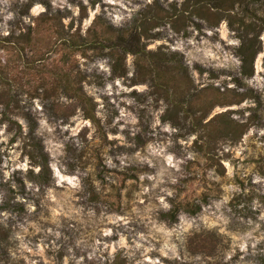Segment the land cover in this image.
<instances>
[{"label": "rangeland", "instance_id": "1", "mask_svg": "<svg viewBox=\"0 0 264 264\" xmlns=\"http://www.w3.org/2000/svg\"><path fill=\"white\" fill-rule=\"evenodd\" d=\"M184 1L0 0V264H264V0L251 50Z\"/></svg>", "mask_w": 264, "mask_h": 264}, {"label": "trees", "instance_id": "2", "mask_svg": "<svg viewBox=\"0 0 264 264\" xmlns=\"http://www.w3.org/2000/svg\"><path fill=\"white\" fill-rule=\"evenodd\" d=\"M237 4H244V12L245 14H247L249 12V5H250V1L249 0H185L183 3V7L182 9H179L177 7V4H171V7L173 8V10L175 9V14L172 16H177L178 14H183V11H188V9H194L195 11L200 10L201 8H206L208 10H214L216 12L217 15H223L226 16L227 18H229V22L231 27H233L238 33L239 36L241 37L242 41H243V47L245 50H251V48H254L255 46V42H260L259 40V35L260 32L263 30L262 25L257 24L255 21L251 20L249 22H246L247 20L245 19V15H238L239 13H233V11L236 9V5ZM156 10L151 9L150 11H147V13H143V14H139V16H137L136 18H134L133 23L132 24H128L127 27L125 28H121L117 31H119L118 34V40L114 43V46L116 47H122L124 42L125 44H130L131 46H133L135 49V53H140V51L143 48H139L138 45V40H139V35L142 36V34H146L147 33V29L146 27L149 26V24L153 23V22H157L156 24H159L160 22V11H163L164 9L161 7L160 4L156 3ZM149 14H151L149 16ZM253 15V13H252ZM102 19V25H103V30H102V35H106L109 33V31H115V29L113 28L112 24L110 22H108L107 20L103 19L102 17H99V20ZM140 22V25H139ZM239 23L238 25H236V23ZM145 27L144 28V32H139L138 28L139 27ZM148 34V33H147ZM252 35V36H251ZM127 37H130L129 39H126ZM133 40H135L136 42H133ZM105 41L110 42V47H112V42L111 38L109 37H98V40L95 41L93 44H103ZM126 48V45L125 47ZM254 50V49H252ZM171 60L174 61V66H173V70L177 73H181L184 72L187 74V66L184 64L183 62V58L182 56L175 52L171 54ZM119 53L116 55V51H115V58L116 61L113 64L114 67V71L118 72V70H120L119 68H121L122 63H121V57L119 56ZM242 60H243V71L244 73H251L253 71V56L252 53H246V51L243 50L242 53ZM168 59V57H167ZM167 59L164 58H157V60H152V65L155 66L156 70H157V75L153 78V80H155V82L157 84H160V80L163 79V73L160 70V68L162 66H165L167 61ZM183 73V74H184ZM76 96H81L79 93H76ZM83 98V100H87V97H81ZM93 118L92 120H96L95 117H91ZM34 146L37 149V157H39V162H41L43 169L49 171V167H48V159H47V155L43 150V146L41 144V142L39 140H37L34 143ZM163 216H165V214H163Z\"/></svg>", "mask_w": 264, "mask_h": 264}]
</instances>
